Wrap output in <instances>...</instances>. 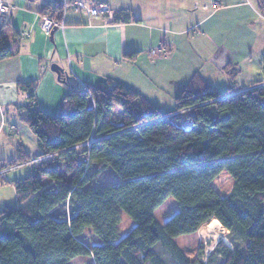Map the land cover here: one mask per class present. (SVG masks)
<instances>
[{"label": "trees", "instance_id": "obj_1", "mask_svg": "<svg viewBox=\"0 0 264 264\" xmlns=\"http://www.w3.org/2000/svg\"><path fill=\"white\" fill-rule=\"evenodd\" d=\"M256 4L264 14V0ZM13 57L1 32L0 63ZM225 71L226 93L195 74L168 112L107 80L70 89L59 113L49 115L39 108L36 83L22 84L28 98L20 118L36 137L41 160L20 149L3 166L31 165L32 173L14 182L19 207L0 212V264H68L79 257L95 264H204L185 256L176 240L213 221L228 231L233 249L218 243L206 264H264V76L243 90L238 72ZM107 169L117 182L89 189ZM224 171L234 186L223 198L213 182ZM43 178L54 190L44 189ZM169 198L178 212L160 225L155 212ZM123 215L134 227L120 238ZM87 229L100 246L79 241Z\"/></svg>", "mask_w": 264, "mask_h": 264}, {"label": "crops", "instance_id": "obj_2", "mask_svg": "<svg viewBox=\"0 0 264 264\" xmlns=\"http://www.w3.org/2000/svg\"><path fill=\"white\" fill-rule=\"evenodd\" d=\"M6 1L12 12L2 33L14 57L0 63L1 166L14 160L20 149L34 162L41 160L36 159L37 139L20 118L28 98L22 84L35 82L39 108L57 115L70 89L93 88L107 80L131 87L160 110L170 111L195 74L221 93L230 85L228 67L238 72L236 82L243 90L264 76V14L256 0H130L134 5L128 9L93 0L110 8V19L70 12L64 28L53 36L41 29L53 0ZM120 12H130L133 18L125 21ZM186 37L188 42L183 41ZM183 42L193 57L177 58ZM160 47L165 48L162 57L149 58L148 52ZM127 54L137 56L129 60ZM196 60L211 63L214 72L200 73ZM52 65L69 78L60 82ZM31 173V165H19L0 178V212L19 207L14 182Z\"/></svg>", "mask_w": 264, "mask_h": 264}, {"label": "rangeland", "instance_id": "obj_3", "mask_svg": "<svg viewBox=\"0 0 264 264\" xmlns=\"http://www.w3.org/2000/svg\"><path fill=\"white\" fill-rule=\"evenodd\" d=\"M112 6V3L121 5L123 7L129 8V5H134L133 1L130 0H105ZM130 3V4H129ZM115 7V6H114ZM192 36V35H191ZM183 41L188 42L187 37L183 38ZM190 48L183 42V46L177 51V58L181 59L182 55H190ZM195 65H198L200 73H205V76L210 72H214L213 65L207 61L196 60ZM194 65V66H195ZM212 81V80H211ZM174 108V105L172 106ZM117 111V112H116ZM163 112H168L169 110H162ZM114 122L116 125L121 121L120 119V109H115ZM187 112L182 115H186ZM84 156L82 160H84ZM45 162L50 164L51 159H46ZM30 169L26 171L29 173ZM68 179V178H67ZM117 182V178L112 170L107 169L99 177L93 180L88 188L95 189L99 187L109 186ZM42 184L46 190H54V183L49 181L47 178L42 179ZM234 186V180L231 178L227 171L222 172L219 177L213 182V187L216 192L221 197H227L230 195ZM178 212V204L173 198H169L156 212L155 219L160 225L166 224L176 213ZM213 221L212 223H215ZM211 222L203 226L196 234L181 237L176 240V244L182 250V252L187 256L192 262L200 260L202 263L206 264L208 259L213 255L215 248L218 243H225L233 249L232 244L228 240V231L218 222L217 226L210 228ZM134 227V222L129 219L126 215H123V221L120 225V238L126 236ZM79 241L84 244L87 248L91 249L94 246H100L101 241L93 234L91 229H87L82 236L79 237ZM68 264H95L93 258L91 257H79L71 261Z\"/></svg>", "mask_w": 264, "mask_h": 264}, {"label": "built area", "instance_id": "obj_4", "mask_svg": "<svg viewBox=\"0 0 264 264\" xmlns=\"http://www.w3.org/2000/svg\"><path fill=\"white\" fill-rule=\"evenodd\" d=\"M12 6L6 0H0V33L6 28L11 16ZM70 12L83 13L89 18H111V10L105 4H96L91 0H54L51 10L41 21L42 31L49 35L56 29L64 28V18ZM165 48H155L148 52L149 58L152 60L162 57ZM89 145V144H88ZM8 172V169L0 165V178Z\"/></svg>", "mask_w": 264, "mask_h": 264}, {"label": "water", "instance_id": "obj_5", "mask_svg": "<svg viewBox=\"0 0 264 264\" xmlns=\"http://www.w3.org/2000/svg\"><path fill=\"white\" fill-rule=\"evenodd\" d=\"M54 32H55V30L52 32V36H53ZM51 70L54 73L57 74L58 80L60 82H65L69 78V76L67 75V73L60 66H58V65H52ZM92 142H93V140H91L90 143H92Z\"/></svg>", "mask_w": 264, "mask_h": 264}, {"label": "bare ground", "instance_id": "obj_6", "mask_svg": "<svg viewBox=\"0 0 264 264\" xmlns=\"http://www.w3.org/2000/svg\"><path fill=\"white\" fill-rule=\"evenodd\" d=\"M218 225V223L217 222H215V223H212L211 225H210V228H214V226H217Z\"/></svg>", "mask_w": 264, "mask_h": 264}, {"label": "clouds", "instance_id": "obj_7", "mask_svg": "<svg viewBox=\"0 0 264 264\" xmlns=\"http://www.w3.org/2000/svg\"><path fill=\"white\" fill-rule=\"evenodd\" d=\"M89 144H91V143H89Z\"/></svg>", "mask_w": 264, "mask_h": 264}]
</instances>
